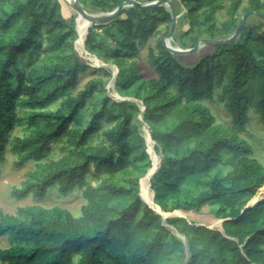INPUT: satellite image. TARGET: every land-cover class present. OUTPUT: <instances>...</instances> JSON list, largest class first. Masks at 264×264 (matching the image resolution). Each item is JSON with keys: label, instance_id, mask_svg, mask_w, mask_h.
I'll use <instances>...</instances> for the list:
<instances>
[{"label": "trees", "instance_id": "16d2710c", "mask_svg": "<svg viewBox=\"0 0 264 264\" xmlns=\"http://www.w3.org/2000/svg\"><path fill=\"white\" fill-rule=\"evenodd\" d=\"M79 1L88 11H111L120 2ZM177 1L187 23L181 48L201 36L226 38L218 36L232 34L249 15L233 42L205 44L191 65L160 41L159 53L150 54L157 77L144 79L128 59L160 24L168 27L171 15L164 5L127 7L89 26L84 48L105 64L98 70L106 78L93 77L72 93L88 65L61 1L0 0V163L8 143L13 166L34 163L10 195L40 200L57 185L62 194L78 187L86 201L77 217L60 206H18L14 214L0 207V237L11 240L0 248L2 264H264V199L245 208L260 187L264 193V164L240 136L250 110L264 125V19L253 13L264 15V0H247L241 15L242 0ZM222 9L227 19L217 26ZM112 66L114 90L130 99L107 93ZM216 90L230 127L203 104ZM141 124L160 156L149 179L154 203L164 212L211 206L212 220L198 222L212 228L178 216L163 220L142 200L139 180L152 165ZM19 126L27 131L10 138ZM96 136L101 142L92 144ZM59 141L66 154L46 161ZM221 219L222 230L214 229Z\"/></svg>", "mask_w": 264, "mask_h": 264}, {"label": "rangeland", "instance_id": "374dc122", "mask_svg": "<svg viewBox=\"0 0 264 264\" xmlns=\"http://www.w3.org/2000/svg\"><path fill=\"white\" fill-rule=\"evenodd\" d=\"M60 1H61L63 13L68 18V20L73 22L75 29H76L77 37L75 40V48L78 51L79 55L84 60H86V63L88 65V68L82 70L79 73V79H78L77 87L72 91V93H75L78 90H80L85 85V83L93 77L106 78L105 75L101 71L98 70V68L103 66L104 64L103 65L101 64V62H100L101 60L96 55L90 54L87 52L85 53L84 44H83V49L82 50L80 49V44L77 43L78 37H79L78 31H77V24L80 20V15H77L75 13V11L71 8V6L67 2V0H60ZM103 1H105L109 5L116 4L115 0H103ZM137 1H139L142 4L149 2L147 0H137ZM173 1L177 2L175 9L177 12L179 10V13H178V16L176 19V26H175L174 32L172 34L173 37L168 41L170 42L171 46L181 47L180 35L186 29L187 23H186V20L184 19V16H183L184 10H183L181 4L177 0H173ZM224 4L225 5L229 4L228 0L224 1ZM246 4H247V0H242L241 6L238 10L239 15L242 14V12H243L242 8ZM90 12L101 13V12H107V11L90 9ZM226 19H227V14L225 13V11L223 9L220 10L217 14V20H216L217 26H221V24ZM237 24H236V26H237ZM236 26L231 31H234ZM168 30H169V25L167 27L166 24H160L158 27V32L155 33L144 45L139 47L138 54L136 56L128 59L129 62H135L136 63V66H137L138 70L140 71L142 78L148 79V78H152V77H157V69H156L155 64L153 63V61L150 58V54L157 55L159 53V42L165 38ZM230 34H227V35L224 34V35H220L218 37H225V36L227 37ZM216 36H217V34H216ZM203 37L204 36H201L200 38H203ZM204 38H207V37H204ZM185 41L187 42L188 40H185ZM205 46L206 45L204 44L203 46L199 47L196 51H193L191 53L189 52V53L182 54L183 55V58H182L183 62L188 64V65L194 64L197 61L198 57L206 51L207 47H205ZM87 54L89 56L92 55L94 59H91V57H89ZM112 68H113L112 71L115 72L114 66H112ZM106 89H107V93L109 95L113 96L116 99H119L116 97V92L114 91L112 81L110 82V80H109L108 85L106 86ZM217 92L218 91L216 90L215 98L213 101L204 100L203 104L209 108L210 112L215 117V120L217 123H220V124H223L225 126L230 127L231 126L230 115L224 109L222 101H220L218 96H217L218 95ZM55 105H57V104H55ZM55 105H53L52 107H54ZM91 109H92V107L89 104L88 108L83 111L82 114H83V118L85 120L88 119V115H89V112ZM18 112H19V114H21V109H18ZM248 117H249V120H248V123L246 125V130L244 132H242L240 134V136L242 138H244L246 140V142L251 146L252 157L256 158L258 160V162L264 164V125L259 121L258 115L253 110L249 111ZM140 130L145 135V129H144V126L142 124L140 125ZM26 131L27 130L23 126L16 127L12 130V132L10 134V138L15 136V135H23ZM148 136H149V134H148ZM101 139H102L101 136H96V137L92 138L91 142H92V144H98L99 142H101ZM147 142H148L147 149L149 150V152L151 154V165H152V161H155V169L154 170H156L159 163H160V156H158L155 152H154L155 154H153L151 152V149H152V151H154L153 150L154 142H152V140H150V137H149V140ZM63 143H64L63 141H59L56 145L53 146V148L51 149V151L49 152V154L46 157V161L58 159V158H60L66 154L65 152H62L60 150L61 145ZM6 148H7L6 160L3 163H0V207L3 209L4 212L14 214L16 212V208L18 206L38 204V205H41V206L46 207V208H50L53 206H60L62 208L69 210L73 216L77 217L80 215V208L83 204L86 203V201L82 196V190L79 189L78 187L74 188L72 191H70L66 194H62L59 192L58 186L54 185L47 190L46 195L40 200L34 199L31 195H29L25 199H21V200L14 199L10 195L11 188L13 186H16V187L20 186L22 181L25 179V172L28 170H32L34 168V163L28 162L19 168L13 166V162L15 161L16 157H15V155H13L10 152V150H9L10 144L9 143H8ZM153 171H152V173H153ZM152 173H151V175H152ZM145 175H144V177H145ZM151 175L149 176V178H147V181H143L144 177L140 178L141 181L139 184V193H140V197L142 198L143 201H145V203L147 202L150 206H152V202H153V205L158 207L154 203L153 192H152L150 185H149V179H150ZM260 188L258 189L256 195L253 197L254 200L252 201V199H253L252 198L251 200H249L248 204H253L255 200L258 202V201L264 199V193L259 194V192H261ZM161 212H163V211L161 210ZM163 213L166 216L171 214V213H166V212H163ZM173 214H176V216H178V217H183L186 220H188L189 222H193L197 225L199 224L198 219H210V220H212V217L210 215H213V213L211 212V206L202 207L199 212H195V211L187 212V211L178 209V210H175ZM202 225H204V224H202ZM214 229H219V228H214ZM220 230H222V227ZM10 245H11V240L8 237V235H3L0 237V248H6V247H9ZM0 264H2V263L0 262ZM171 264H174L173 260H172Z\"/></svg>", "mask_w": 264, "mask_h": 264}, {"label": "water", "instance_id": "95a60500", "mask_svg": "<svg viewBox=\"0 0 264 264\" xmlns=\"http://www.w3.org/2000/svg\"><path fill=\"white\" fill-rule=\"evenodd\" d=\"M68 3L70 4L71 8L75 11V13L77 15H84L85 17H87L89 20H90V25L93 23V22H96V23H105V22H108L114 18H116L123 9L127 8V7H130V6H133V5H139V6H142V7H153V6H161V5H164L165 7L169 8V11H170V15H171V21H170V24H169V30L165 36V38L162 40V44L163 46L170 52L174 53V54H185V53H191L193 51H196L199 47L203 46L204 44H214V45H225V44H229L231 42H233L241 33L242 29H243V26H244V23H245V20L247 18V16L249 15V12H245L237 27L235 28V30L233 31L232 34H230L228 37L226 38H198L197 41L195 42V44L190 47V48H181V47H178V46H171L168 44V40H170L172 38V34L174 32V29H175V26H176V19H177V16L178 14H176V10H175V7L172 3L171 0H163V1H160V0H153V1H149V2H146V3H140L139 1L137 0H120L119 4L111 11H107V12H101V13H92L90 11H88L81 3L79 0H68ZM254 14L260 16L261 18L264 19V15H262L261 13L257 12V11H254L253 12ZM89 25V26H90ZM88 33V31H87ZM86 33V35H87ZM86 39V36L84 38V41ZM102 62V61H101ZM104 64V63H103ZM105 65V64H104ZM115 69V74L113 73L112 74V78L110 80V82L112 81L113 85H114V80H115V76H116V73H117V69L114 67ZM116 92V91H115ZM117 93V92H116ZM118 95V98L120 99H130L129 97H122L120 96L119 94ZM144 109V106L142 105L141 103V110ZM146 131L148 132L147 128H146ZM149 134V132H148ZM149 137H150V134H149ZM150 140L151 137H150ZM145 141H146V145L148 147V142H147V139L145 137ZM147 152L149 153V150L146 148ZM150 155V158H151V154L149 153ZM147 172V171H146ZM155 172V170L153 171V173ZM152 173V174H153ZM146 174V173H145ZM152 176V175H151ZM139 184H140V180H139ZM150 185V184H149ZM153 192V191H152ZM140 195V193H139ZM145 202V201H144ZM147 203V202H146ZM255 203H257V201L255 200L253 204H246L245 208L249 207V206H252L254 205ZM147 205L153 209L148 203ZM157 205V204H156ZM158 206V205H157ZM159 207V206H158ZM160 208V207H159ZM154 210V209H153ZM156 213L160 214L162 219H166L167 217H171V216H176V214H173L175 210H173L172 212H166V213H171L170 215L168 216H163L160 212L154 210ZM164 212V211H163ZM225 219H221V224L222 222L224 221ZM208 227V226H206ZM172 228V227H171ZM209 228H212V227H209ZM220 230V229H218ZM175 235L178 236L183 242H185V237L181 234H179L177 231H174Z\"/></svg>", "mask_w": 264, "mask_h": 264}, {"label": "bare ground", "instance_id": "6f19581e", "mask_svg": "<svg viewBox=\"0 0 264 264\" xmlns=\"http://www.w3.org/2000/svg\"><path fill=\"white\" fill-rule=\"evenodd\" d=\"M68 2V0H67ZM89 25H90V20L85 17L84 15H80V20L77 24V31H78V34H79V37H78V41L77 43L80 44V49L82 50L83 49V44H84V38L86 36V33L88 31V28H89ZM168 44H170V42L168 41ZM85 53L87 52L85 49H84ZM89 53V52H87ZM88 55V54H87ZM89 56V55H88ZM89 57H91V59H94L92 55H90ZM96 58V57H95ZM101 62V61H100ZM101 64L103 65V62H101ZM115 74V72H113ZM115 91V90H114ZM115 93V92H114ZM116 97L118 98V95L116 93ZM120 99V98H119ZM145 129V137L147 139V141L149 140V136H148V133L146 131V128L144 127ZM153 142V141H152ZM151 149V148H150ZM152 152V151H151ZM150 153V152H149ZM153 153V152H152ZM154 154V153H153ZM155 169V161H153L152 163V167L150 169L147 170L146 172V175H145V179L143 178V181H147V178H149V176L151 175L152 171ZM141 181V180H140ZM153 206V207H152ZM152 208L158 212H160L163 216H166L163 212H161L160 208L159 207H156L153 205V202H152ZM203 226V225H202Z\"/></svg>", "mask_w": 264, "mask_h": 264}, {"label": "crops", "instance_id": "0c3cea01", "mask_svg": "<svg viewBox=\"0 0 264 264\" xmlns=\"http://www.w3.org/2000/svg\"><path fill=\"white\" fill-rule=\"evenodd\" d=\"M172 217V216H171ZM198 225H202V224H198ZM203 226H206V225H203ZM221 227H222V224H221ZM209 228V227H208Z\"/></svg>", "mask_w": 264, "mask_h": 264}]
</instances>
